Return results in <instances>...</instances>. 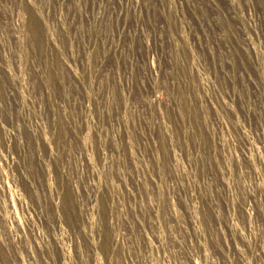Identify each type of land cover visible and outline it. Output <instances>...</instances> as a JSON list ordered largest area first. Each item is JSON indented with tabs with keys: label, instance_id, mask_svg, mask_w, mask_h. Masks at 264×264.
Here are the masks:
<instances>
[{
	"label": "rangeland",
	"instance_id": "rangeland-1",
	"mask_svg": "<svg viewBox=\"0 0 264 264\" xmlns=\"http://www.w3.org/2000/svg\"><path fill=\"white\" fill-rule=\"evenodd\" d=\"M0 264H264V0H0Z\"/></svg>",
	"mask_w": 264,
	"mask_h": 264
}]
</instances>
